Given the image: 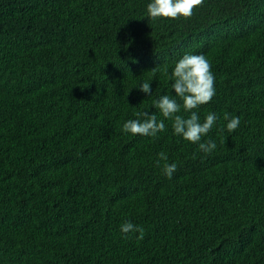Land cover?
I'll return each mask as SVG.
<instances>
[{
	"label": "trees",
	"instance_id": "trees-1",
	"mask_svg": "<svg viewBox=\"0 0 264 264\" xmlns=\"http://www.w3.org/2000/svg\"><path fill=\"white\" fill-rule=\"evenodd\" d=\"M149 2L0 0V264H264V0L176 20ZM186 53L215 75L196 110L220 117L209 154L170 120L157 137L122 131L138 112L164 119L153 102L175 94L166 70ZM124 221L143 231L126 238Z\"/></svg>",
	"mask_w": 264,
	"mask_h": 264
},
{
	"label": "clouds",
	"instance_id": "clouds-1",
	"mask_svg": "<svg viewBox=\"0 0 264 264\" xmlns=\"http://www.w3.org/2000/svg\"><path fill=\"white\" fill-rule=\"evenodd\" d=\"M202 5L203 0H150L147 4L146 13L152 20L189 19L194 14V9ZM237 18L242 24L252 29L254 20L252 9H239ZM219 32V30L212 29L209 34L217 39ZM15 35L12 33L10 38L15 37ZM152 70L154 71L155 68ZM166 74L175 94L161 95L153 102L154 108L159 111L164 119L158 120L155 113L138 112L136 113L137 117H142V119H128L123 123L122 131L132 135L157 137L158 133L166 131L164 120H170L174 135L197 144L199 151L205 154L211 153L217 147L215 141L209 139L202 142V138L208 135L220 117L216 113L210 112L201 120L196 111L200 106L210 103L216 95L215 75L211 70L210 61L203 54L186 53L175 62L170 74L167 73V70ZM138 89L147 96L152 93L149 82L141 83ZM182 109L189 115L186 117L179 115L178 113ZM223 120L226 122V129L229 132L235 131L240 124L238 116L227 112L223 114ZM223 130L222 127L220 131ZM157 155V166L161 167L162 173L171 179L177 170V164L168 163V156L164 152ZM120 231L127 238L128 233L142 232L143 229L131 221H124L120 226Z\"/></svg>",
	"mask_w": 264,
	"mask_h": 264
}]
</instances>
